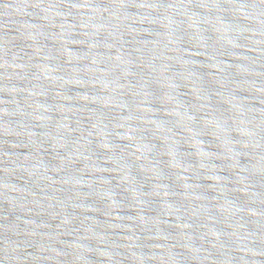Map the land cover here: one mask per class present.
<instances>
[{"label": "water", "instance_id": "water-1", "mask_svg": "<svg viewBox=\"0 0 264 264\" xmlns=\"http://www.w3.org/2000/svg\"><path fill=\"white\" fill-rule=\"evenodd\" d=\"M0 264H264V0H0Z\"/></svg>", "mask_w": 264, "mask_h": 264}]
</instances>
